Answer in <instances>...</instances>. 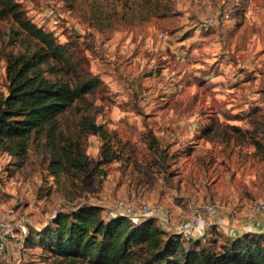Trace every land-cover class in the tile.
<instances>
[{"label":"rangeland","instance_id":"374dc122","mask_svg":"<svg viewBox=\"0 0 264 264\" xmlns=\"http://www.w3.org/2000/svg\"><path fill=\"white\" fill-rule=\"evenodd\" d=\"M191 2L194 1L0 0V91L5 94L8 92L7 55L24 52L26 44L34 42L25 32L21 21L42 27L52 32L59 42L71 44L80 59L78 69L83 67L84 71L76 77L70 71L69 77L76 82L82 78V81L91 77L94 80L97 74L102 82H90L92 86L88 87L91 89L61 115L58 121L65 137L79 142L81 148L88 149L94 138L90 140L91 136L87 138L80 133L79 122L83 115L94 114L97 109L95 101L101 95L136 94L145 101L156 94L153 92L156 88L151 87L149 82H144L140 73L139 76L130 74L129 77L117 73L121 64L125 65L131 59L130 53L142 54L138 43L141 39L129 33L165 28V23H168L167 26L174 23L180 25L183 21L181 15L187 7L194 5ZM203 5L199 2L198 8L205 9ZM208 19L206 16L205 21ZM131 40L134 41V46L130 45ZM70 54L71 52L68 55ZM129 63L138 67V62ZM65 67L68 69L66 64ZM112 69L116 74L110 73ZM105 74L115 80L121 76L124 78H121L122 85L117 84L116 89H112L102 78ZM210 83L213 85H201L197 88L199 102L196 109L199 114L186 118L183 124L191 125L195 136L191 140L190 137L183 140L181 149L199 146L194 160L132 161L133 163L127 162L124 172L139 187V192L145 191L147 195L146 199L141 197L133 202L144 200L149 204L162 203L159 199L170 194L175 199L185 202L189 200L192 211L203 204H216L217 211L214 214L208 213L204 218L207 236L200 243V246L214 247L228 237L226 235L230 228L227 229L228 232L219 229L222 223L226 221L233 226L232 218L239 213L242 218L247 219L251 206L256 201L264 200V150L255 151L253 145L254 139L264 145V81L259 84L252 79L250 84L244 86H234L222 79L217 83L216 80ZM259 90H262V96L258 94ZM184 92L190 94L192 88L188 87ZM243 105L247 107L245 110H242ZM237 107L242 111L235 112ZM228 108L229 113L225 114L223 110ZM243 113L245 116H241ZM103 118L99 123L108 124L107 121L102 122ZM136 121L131 120V125L137 126ZM141 121L161 128L162 125H170V119L164 117L149 119L145 115ZM44 141V137H40L31 144L26 161H20L0 150V214L9 213L17 221L25 220L31 231L46 225L60 209L70 208L84 201H96L98 195L94 193V185L101 181L98 175L94 179L92 177L99 168L100 161H90L88 171L74 177L76 185L71 188L67 182L64 184L67 189L63 190L48 170L53 154ZM136 165L140 169H136ZM106 168L107 175L119 171L112 167ZM116 178L117 174L111 175L110 179L116 182ZM60 180L62 181V177ZM147 184L150 186L145 188ZM243 209L245 213L242 212ZM6 253L9 261H0V264H68L34 244L20 246L11 243L10 247L7 246ZM76 264L86 263L78 261Z\"/></svg>","mask_w":264,"mask_h":264},{"label":"trees","instance_id":"16d2710c","mask_svg":"<svg viewBox=\"0 0 264 264\" xmlns=\"http://www.w3.org/2000/svg\"><path fill=\"white\" fill-rule=\"evenodd\" d=\"M21 24L34 42L27 43L24 52L7 55L8 92L0 91V150L26 161L31 144L44 137L53 154L48 170L63 190L67 182L73 188L74 177L88 171L91 158L87 148L65 137L58 118L91 89L88 85L102 80L96 74L94 80L74 82L69 72L76 77L84 69H78L80 59L72 45L28 21ZM79 131L87 138L99 136L105 150L119 141L97 121L95 112L82 116ZM147 138L158 141L151 133ZM253 141L264 150L258 139ZM104 211L87 201L60 209L38 230L29 227L24 245H37L68 264H264V234L245 231L217 246H200L203 239L187 240L154 215H106Z\"/></svg>","mask_w":264,"mask_h":264},{"label":"crops","instance_id":"0c3cea01","mask_svg":"<svg viewBox=\"0 0 264 264\" xmlns=\"http://www.w3.org/2000/svg\"><path fill=\"white\" fill-rule=\"evenodd\" d=\"M193 1L191 3L194 5L187 7L188 9L181 15L183 21L180 25L174 23L167 26L168 23H165V28L129 33L141 39L138 43L141 45L142 54L130 53L131 59H128L127 64H121L117 73L120 72L127 77L130 74L139 76L140 73L144 82H149L151 87L156 88L153 91L156 94H152L144 101L136 94L111 93L101 95L95 101L97 121L100 122L99 120L104 117L102 122L107 121L108 124H103L115 134L119 141L114 140L109 143L108 150H105L99 136L90 137V140L94 138L95 142L89 145L87 153L91 161H100L99 168L95 170L92 177L94 179L98 175L101 181L94 185L96 186L94 193L99 198L96 197V201L89 202L106 209L118 200L133 202L141 197L147 198L146 192H139V187L134 185L132 178L128 179L125 175L127 162L187 161L190 158L194 160L199 146L185 150L186 148L181 149V142L187 137L191 140L195 136L193 127L183 126V124L186 118L196 117L199 114L196 109L199 102L197 93L199 86L209 87L213 85L211 81L216 80L217 83L221 79L228 80L234 86L250 84L252 79L259 84L264 81L262 73L264 71V0H252L254 4L263 7L261 12L253 11L251 7L243 11L238 10L235 0ZM220 1L225 2L222 7L233 8L231 19L220 16ZM199 2L204 4L205 9L198 8ZM206 16L216 17V22H206ZM134 44L131 40L130 45L134 46ZM128 45L127 42V50ZM129 62H138V67H133ZM114 72L116 71L110 70V73L116 74ZM146 73L147 76H145ZM102 78L112 89H116L117 84L122 85L121 76L118 80L113 79L109 74L103 75ZM188 87L192 88L190 94L184 92ZM262 90L258 91L260 96H262ZM254 99L256 101V96ZM246 108L244 106L242 110ZM229 109L223 112L229 113L227 111ZM242 110L240 107L234 109L235 112ZM145 115L149 119L169 118L170 125H162V128L148 125L141 121ZM241 116H245V113ZM131 120L136 121L137 126L136 124L132 126ZM149 133L158 141L150 142L147 138ZM253 143L254 150L260 152L262 149L258 148L256 142ZM261 146L264 148V145ZM102 167H104L103 170ZM106 167L119 171L107 175ZM136 169H140V166L138 168L136 165ZM116 174L117 178L114 182L110 178L111 175ZM149 186L150 184H147L145 188ZM159 201L171 213L172 223L177 224L181 219L190 220L193 207L190 202L188 203L189 200L185 202L167 194ZM141 202L145 201L141 200ZM161 214L163 213L158 210L153 213L154 216ZM240 214L232 218L233 226L226 221L220 223L219 229H225L228 232L227 229L230 228L226 236L239 235L245 231L264 234L263 213H260L253 221L242 218ZM205 228L207 231L206 226ZM196 231L200 232L201 229L198 228ZM11 243L13 242H7L9 247Z\"/></svg>","mask_w":264,"mask_h":264},{"label":"built area","instance_id":"2783aa9c","mask_svg":"<svg viewBox=\"0 0 264 264\" xmlns=\"http://www.w3.org/2000/svg\"><path fill=\"white\" fill-rule=\"evenodd\" d=\"M224 1L219 2L221 7L220 16L224 19H231L233 8L222 7L225 3ZM235 6L236 9L242 11L250 7L256 12H261L263 10L262 6L254 4L252 0H235ZM208 21L210 23H214L216 22V17H209ZM155 210L163 213L161 215H157L156 217L162 225L167 227L168 230L182 233L187 240L192 238L205 240L207 231L203 222L204 218L208 213L214 214L217 211V205L212 203L203 204L192 211L189 221L181 219L177 224L172 223L171 213L162 203H133L126 200H118L114 203V205L106 208L104 213L106 215L122 213L129 216L143 217L152 216ZM260 213L264 214V200L256 201L251 206V210L247 213L246 218L248 221H253ZM198 228L201 229L200 232L196 231ZM28 232L29 225L25 220L17 221L13 218V215L9 213H5L3 215L0 214V261H9V256L6 253L8 246L7 242L11 241L17 245L24 246Z\"/></svg>","mask_w":264,"mask_h":264}]
</instances>
